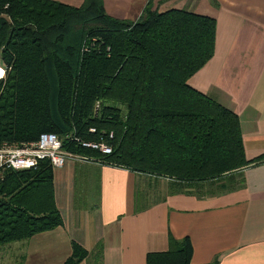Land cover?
<instances>
[{
    "label": "trees",
    "instance_id": "1",
    "mask_svg": "<svg viewBox=\"0 0 264 264\" xmlns=\"http://www.w3.org/2000/svg\"><path fill=\"white\" fill-rule=\"evenodd\" d=\"M214 42V19L159 12L150 0L133 21L106 14L102 0L78 7L0 0V145L53 133L68 152L168 178L179 190L236 188L235 175L251 163L238 116L187 84L212 57ZM71 137L103 140L111 153ZM61 224L48 161L5 173L0 247ZM87 255L72 243L63 264ZM191 255L188 237L170 238L169 249L147 253L145 264H191Z\"/></svg>",
    "mask_w": 264,
    "mask_h": 264
},
{
    "label": "crops",
    "instance_id": "2",
    "mask_svg": "<svg viewBox=\"0 0 264 264\" xmlns=\"http://www.w3.org/2000/svg\"><path fill=\"white\" fill-rule=\"evenodd\" d=\"M148 1L102 3L109 16L133 21ZM150 1L159 12L186 10L215 21L213 55L187 84L238 116L251 161L235 175L239 185L179 190L168 178L68 158L52 168L62 224L0 247V264H63L72 243L88 253L79 264H145L147 253L185 237L191 264H264V159L255 161L264 155V0Z\"/></svg>",
    "mask_w": 264,
    "mask_h": 264
},
{
    "label": "built area",
    "instance_id": "3",
    "mask_svg": "<svg viewBox=\"0 0 264 264\" xmlns=\"http://www.w3.org/2000/svg\"><path fill=\"white\" fill-rule=\"evenodd\" d=\"M89 131L94 132V129L90 128ZM111 137L112 133L109 134V138ZM70 140L79 142L83 148L97 150L101 154L111 153L110 146L103 140L85 141L76 137H71ZM68 158L88 159L64 150L61 139L53 133H41L36 140L25 143L4 142L0 145V181L9 170L36 168L42 160L48 161L52 168L61 167Z\"/></svg>",
    "mask_w": 264,
    "mask_h": 264
},
{
    "label": "bare ground",
    "instance_id": "4",
    "mask_svg": "<svg viewBox=\"0 0 264 264\" xmlns=\"http://www.w3.org/2000/svg\"><path fill=\"white\" fill-rule=\"evenodd\" d=\"M0 73H2V74H0V78H3L4 77V70L1 66H0Z\"/></svg>",
    "mask_w": 264,
    "mask_h": 264
},
{
    "label": "rangeland",
    "instance_id": "5",
    "mask_svg": "<svg viewBox=\"0 0 264 264\" xmlns=\"http://www.w3.org/2000/svg\"><path fill=\"white\" fill-rule=\"evenodd\" d=\"M0 66H1V62H0ZM2 67V66H1ZM3 68V67H2ZM4 70V69H3ZM5 74V73H4ZM4 78V77H3Z\"/></svg>",
    "mask_w": 264,
    "mask_h": 264
},
{
    "label": "snow or ice",
    "instance_id": "6",
    "mask_svg": "<svg viewBox=\"0 0 264 264\" xmlns=\"http://www.w3.org/2000/svg\"><path fill=\"white\" fill-rule=\"evenodd\" d=\"M0 74H2V73H0Z\"/></svg>",
    "mask_w": 264,
    "mask_h": 264
}]
</instances>
